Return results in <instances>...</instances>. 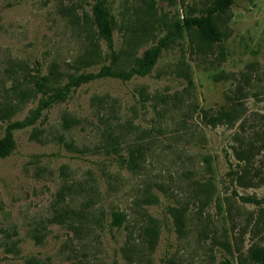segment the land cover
<instances>
[{"label":"rangeland","instance_id":"1","mask_svg":"<svg viewBox=\"0 0 264 264\" xmlns=\"http://www.w3.org/2000/svg\"><path fill=\"white\" fill-rule=\"evenodd\" d=\"M95 1L0 0V138L45 96L42 76L64 84L113 63ZM213 3L104 0L115 66L167 45L148 74L71 86L12 129L15 147L0 157V264H251L248 249L264 244V0H233L210 42L184 22ZM220 107L239 117L205 123L202 110Z\"/></svg>","mask_w":264,"mask_h":264},{"label":"trees","instance_id":"2","mask_svg":"<svg viewBox=\"0 0 264 264\" xmlns=\"http://www.w3.org/2000/svg\"><path fill=\"white\" fill-rule=\"evenodd\" d=\"M233 3V0H214L213 5L210 9L202 15L186 17L184 25L190 31H195L201 38L205 41H220L221 31L219 28L218 20L220 19V14L225 12L227 8ZM92 23L96 28L97 36L104 40L107 47L111 50L113 63L102 67V69L93 74L91 72H81L77 74H70L68 80L61 84L56 81V75L51 72L50 76H42L41 80H36L35 84L37 88L43 92L38 106L30 111L22 120H16L7 125L6 132L2 138H0V157H5L9 155L15 147V142L13 139L12 129L25 127L31 125L35 122L36 118L39 116L41 110L53 102L62 100L67 95L71 86H78L84 82H88L93 78L98 76L110 75L113 77H119L121 79H129L133 75H145L148 74L154 67L158 58L161 56L163 48L167 45V39L163 38L159 41L157 45L147 48L141 56L135 58L134 63L128 69H123L119 66H115L117 62V53L113 49V18L112 15L105 7L104 0H96L92 4ZM50 80L55 82L50 83ZM191 80L189 79V83ZM237 108H226L220 107L213 113L208 110H202V117L205 123L212 126L225 124L232 122L239 117ZM40 131L34 129L32 136L38 139ZM259 136L262 140L260 148L264 147V130L260 131ZM254 148V147H253ZM239 156L241 159H246L249 161L250 154L252 153V148H248L245 151H240ZM245 153V154H244ZM129 167L133 168L137 165V157L132 155L128 160ZM247 200L246 197H242ZM124 215L120 212L113 213L112 224L120 226L123 223ZM156 234V232H155ZM37 241L40 240L36 236ZM248 257L251 264H264V244L252 245L248 249ZM27 264H39L33 259H28ZM222 264H231L228 259H224Z\"/></svg>","mask_w":264,"mask_h":264}]
</instances>
